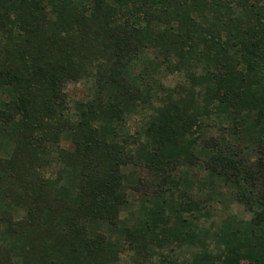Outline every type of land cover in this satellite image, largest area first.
Here are the masks:
<instances>
[{
	"label": "trees",
	"instance_id": "1",
	"mask_svg": "<svg viewBox=\"0 0 264 264\" xmlns=\"http://www.w3.org/2000/svg\"><path fill=\"white\" fill-rule=\"evenodd\" d=\"M241 263L264 264V0H0V264Z\"/></svg>",
	"mask_w": 264,
	"mask_h": 264
},
{
	"label": "rangeland",
	"instance_id": "2",
	"mask_svg": "<svg viewBox=\"0 0 264 264\" xmlns=\"http://www.w3.org/2000/svg\"><path fill=\"white\" fill-rule=\"evenodd\" d=\"M174 78L175 77H171V76L168 77L166 83L174 81ZM86 90H87V86H84L83 84H80V83L74 84V85L69 84L66 87V92L68 93V95L72 99H77V100H80L83 97ZM129 125L131 127V132H134L139 124L137 121L130 120ZM230 210L232 212L236 213L238 215V217L241 219H248L251 216L249 213L244 211V209L242 208L241 205H232ZM122 217H123V215H122ZM123 255H124L125 259H128V257H130L131 255L133 256V254H131V253H126V254L122 253V256ZM152 262L155 263V259ZM241 264H245V263H241Z\"/></svg>",
	"mask_w": 264,
	"mask_h": 264
}]
</instances>
